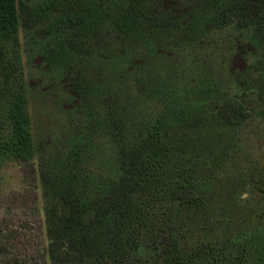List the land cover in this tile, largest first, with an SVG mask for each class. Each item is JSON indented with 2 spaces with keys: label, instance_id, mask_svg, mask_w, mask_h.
Listing matches in <instances>:
<instances>
[{
  "label": "trees",
  "instance_id": "obj_1",
  "mask_svg": "<svg viewBox=\"0 0 264 264\" xmlns=\"http://www.w3.org/2000/svg\"><path fill=\"white\" fill-rule=\"evenodd\" d=\"M22 31L42 32L40 51L77 96L58 146L39 159ZM225 32L258 50L253 94L236 93L214 114L238 127L252 117V96L264 101V0H0V158L41 182L50 264H253L246 232L218 235L212 217L197 216L207 164L175 160L162 133L165 116L184 110L179 81L159 74L162 46H203ZM17 240L0 225V264H40Z\"/></svg>",
  "mask_w": 264,
  "mask_h": 264
},
{
  "label": "rangeland",
  "instance_id": "obj_2",
  "mask_svg": "<svg viewBox=\"0 0 264 264\" xmlns=\"http://www.w3.org/2000/svg\"><path fill=\"white\" fill-rule=\"evenodd\" d=\"M234 36L220 33L203 46L191 39L162 46L159 74L179 81L184 109L165 116L162 133L176 149L175 160L189 158L200 168L205 163L209 167L210 194L197 216L212 217L218 235L246 232L244 239H253V264H264V218L252 215L253 208L264 212V101L252 96L254 111H247L252 117L238 127L214 115L228 98L238 92L252 95L257 88L252 63L258 50ZM18 39L39 159L58 146L77 96L67 77L40 51L42 32L28 39L22 31ZM42 198L41 182L33 173L0 158V225L18 238L17 251L29 263L39 258L40 264H50L44 256L48 238Z\"/></svg>",
  "mask_w": 264,
  "mask_h": 264
}]
</instances>
